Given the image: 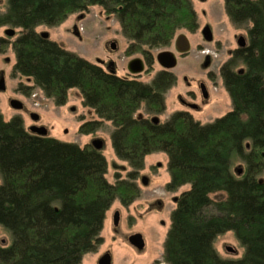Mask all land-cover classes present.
<instances>
[{"label": "trees", "instance_id": "trees-1", "mask_svg": "<svg viewBox=\"0 0 264 264\" xmlns=\"http://www.w3.org/2000/svg\"><path fill=\"white\" fill-rule=\"evenodd\" d=\"M223 4L247 39L220 67L231 110L207 123L177 110L155 124L149 115L165 109L164 93L176 81L172 72L159 70L150 82L120 76L114 65L104 68L35 28L59 25L98 5L118 20L125 53L141 54L150 71L153 49L170 44L181 29L197 28L191 0H6L0 26L19 34L12 41L0 36V53L11 45L12 77L33 82H19L16 90L29 96L38 87L59 106L69 89L78 88L82 104L98 117L81 123L79 132L92 133L110 121L114 151L131 170L110 182L101 150L31 133L20 115L5 120L0 112V226L10 233L9 242L0 243V264H80L101 242L112 203L129 205L137 198V174L145 156L157 151L168 158L166 188L189 185L170 214L164 261L264 264V0ZM236 160L241 174L232 168ZM227 231L244 247L241 257L216 250L215 239Z\"/></svg>", "mask_w": 264, "mask_h": 264}, {"label": "rangeland", "instance_id": "rangeland-1", "mask_svg": "<svg viewBox=\"0 0 264 264\" xmlns=\"http://www.w3.org/2000/svg\"><path fill=\"white\" fill-rule=\"evenodd\" d=\"M191 2L197 13L199 26L211 27L213 39L206 40L199 30L191 33L185 29L179 30L185 32L189 37L191 49L186 56L179 58L177 66L171 70L176 75V83L165 95L163 113H157L161 121L168 118L174 111L183 109L177 99L178 94L186 90L181 75H187L190 80H195L193 77L207 79L206 76L208 73L210 74L207 81L211 90L208 104H205L199 111L188 109L195 119L207 123L224 115L232 107L230 97L223 86L220 67L237 48L236 35H245V29L231 23L226 15L223 0H191ZM5 9L6 0H0V12H4ZM6 28H10V26H0V36L12 41L19 34V29H15V35L8 36L5 34ZM35 30L37 32L47 31L51 40L90 61H97L96 59L106 62L114 61L119 75L127 73L126 65L131 58L142 57L139 53L132 55L125 53L127 41L121 34L118 20L114 15L105 13L98 5H91L86 10L70 14L59 25H39ZM110 41L116 42V49H110ZM159 50L160 47L153 49V56ZM206 53L211 56V60L207 63L204 61ZM14 62L15 55L9 45L5 52L0 53V72L4 73L6 85L5 90H0V112L3 118L9 120L15 115H20L26 129L32 124L44 125L48 129V135L60 141L77 143L80 146L90 144L94 138H100L103 141L101 152L107 161L106 178L113 182L116 173L125 177L131 167L114 151L111 140L112 123L104 120L102 126L92 133L79 132L81 123L98 118L91 108L82 104L80 90L76 87L69 89L66 102L59 106L55 105L51 98L46 97L38 87H35L29 96H25L16 90L18 83L32 85L33 82L30 77H12L11 70ZM147 68L148 66L145 65V70L139 74L138 79L149 81L157 71L162 69L156 61L152 64L150 71ZM11 98L21 100L24 108L15 110L10 107L9 100ZM71 107H74V110H71ZM30 112L38 113L40 120L33 121L29 116ZM139 113L147 115L143 109H139ZM167 161V155L163 151L145 156L144 165L136 177V183H138L141 192L140 198L129 206L121 204L118 200L112 203L106 212L100 232L101 242L97 245L96 250L83 255L80 264H98L99 257L106 252H109L112 257L111 264H168L163 259V244L170 226L171 211L176 206L172 197L180 194L189 185L186 184L176 190L168 191L166 183L170 180V176ZM232 168L233 170L242 168V163L236 160ZM140 174L148 175L147 185L144 186L140 183L138 179ZM261 177L264 178V174ZM151 194L154 197L160 196L164 200L165 207L162 211L146 212L145 203ZM115 209L121 211L117 226L112 222V214ZM133 231H140L145 237L147 247L143 253H137L126 240V237ZM9 240L10 233L0 226V243L7 244ZM214 246L219 254L227 258L241 257L244 251V247L239 243L233 231L219 234L214 241ZM228 246L235 251H228L226 249Z\"/></svg>", "mask_w": 264, "mask_h": 264}, {"label": "flooded vegetation", "instance_id": "flooded-vegetation-1", "mask_svg": "<svg viewBox=\"0 0 264 264\" xmlns=\"http://www.w3.org/2000/svg\"><path fill=\"white\" fill-rule=\"evenodd\" d=\"M205 27V26H204ZM204 27H200L199 26V24H198V26H197V28L195 29V30H193V31H190V30H186L185 29V31H187V32H195V31H200V33L205 37V39L207 40V39H209L208 37H210V40H212L213 39V32H212V29H211V27L209 28L210 29V32H208V31H205V33L203 32V29H204ZM182 30V29H181ZM180 33H184L186 36H187V34L185 33V32H182V31H178L176 34H175V36L173 37V39L171 40V42H170V44H168V45H166V46H162V47H160V50L158 51V53L160 52V51H170V52H173L174 53V55H175V57H176V64H175V66L174 67H172V68H164V67H162L161 65H160V67L162 68V69H160V70H166V71H170V72H172L171 70L173 69V68H175L176 66H177V64H178V60H179V58L180 57H184V56H186L187 54H188V52H189V50L191 49V42H190V40H189V37L187 36V38H188V40H189V43H190V49L187 51V52H177L176 51V49H175V45H174V41H175V37L178 35V34H180ZM111 42H115V41H110V43H109V47H110V44H111ZM247 43V42H246ZM115 44H116V42H115ZM110 49H111V47H110ZM116 49V48H115ZM112 50H114V49H112ZM156 55H157V53H156ZM156 55H154L153 56V63L156 61ZM205 57H204V61L207 63L208 61H210L211 60V56H210V54H208V53H206L205 55H204ZM142 59H143V61H144V63H145V65H147L146 64V62H145V60H144V58L143 57H141ZM97 60V62L98 63H100L104 68H106V66L107 65H110V64H112V65H114V69H115V71H116V64H115V62L114 61H109V62H106V61H103V60H98V59H96ZM203 61V62H204ZM157 62V61H156ZM152 63V64H153ZM158 63V62H157ZM159 64V63H158ZM126 69H127V65H126ZM145 70V69H144ZM143 70V71H144ZM142 71V72H143ZM141 72V73H142ZM158 72V71H157ZM156 72V73H157ZM116 73H117V71H116ZM141 73H136V74H133V73H130L129 71H128V69H127V73L126 74H123V75H120V76H127V77H129V78H135V79H138L139 77V74H141ZM155 73V74H156ZM173 73V72H172ZM118 74V73H117ZM154 74V75H155ZM174 75H175V73H173ZM119 75V74H118ZM154 75L150 78V80L154 77ZM210 74L208 73V76H209ZM208 76H206L207 77V79H203V78H198V77H193V78H195V80L193 79V80H190L188 77H187V75H181V80H182V82L184 83V85H185V87H186V90L183 92V93H180V94H178V96H177V99H179V102L182 104V106H183V109H182V111H187V112H189V110L188 109H190V110H192V111H199V110H201L202 108H203V106L205 105V104H208V102H209V100H210V92H211V90H210V86L208 85V83H207V81H208ZM175 77H176V75H175ZM222 79V78H221ZM138 80H141V79H138ZM150 80L149 81H144V82H150ZM142 81V80H141ZM195 81V82H194ZM175 83H176V81H175ZM175 83L170 87V88H172L174 85H175ZM169 88V89H170ZM168 89V90H169ZM167 90V91H168ZM167 91L164 93V104H165V95H166V93H167ZM186 108V109H185ZM164 111V110H163ZM177 111V110H176ZM161 113H163V112H161ZM190 113V112H189ZM140 114V113H139ZM191 115H192V113H190ZM154 115H157V114H151L150 115V121H151V117L152 116H154ZM158 116V115H157ZM159 117V116H158ZM39 120H40V118H39ZM38 120V121H39ZM37 122V121H36ZM159 122H161V120H160V118H159ZM158 122V123H159ZM154 123V122H153ZM155 124H157V123H155ZM33 125V124H32ZM37 125V124H36ZM31 125H29L28 127H30ZM138 179L140 180V183H142L144 186L145 185H147L148 184V180H149V177H148V175H145V174H140L139 176H138ZM144 179L146 180V183H144ZM135 181H136V179H135ZM137 185H138V183H137ZM138 187H139V185H138ZM139 190H140V188H139ZM168 191H170V190H168ZM140 195H141V192H139V195L137 196V198L135 199V200H138L139 198H140ZM154 196L151 194V196H149L148 198H147V201H146V203H145V207L147 206V208H146V212H150V211H162L163 209H164V207H165V202H164V200L162 199V197H160V196H157V197H154ZM172 199L174 200V201H176V199H177V196H174V197H172ZM135 200L133 201V202H135ZM132 202V203H133ZM130 205V204H129ZM129 205H125V206H129ZM116 210H118L119 211V220H118V223L117 224H115L114 223V214H115V211ZM120 217H121V211L119 210V209H115L114 210V212H113V214H112V222H113V224L115 225V226H117L118 224H119V221H120ZM135 233H140L141 235H142V239H143V242H144V246H143V248H141V249H139L137 246H135L134 244H132L131 242H130V240H129V236H131L132 234H135ZM126 240H127V242H128V244L131 246V248L132 249H134L137 253H143L144 251H145V249H146V247H147V242L145 241V237L143 236V234L140 232V231H133V232H131L127 237H126ZM109 253V252H108ZM110 254V253H109ZM103 255V254H102ZM111 256V255H110ZM111 262H112V257H111ZM111 264V263H110Z\"/></svg>", "mask_w": 264, "mask_h": 264}, {"label": "water", "instance_id": "water-1", "mask_svg": "<svg viewBox=\"0 0 264 264\" xmlns=\"http://www.w3.org/2000/svg\"><path fill=\"white\" fill-rule=\"evenodd\" d=\"M203 1V0H201ZM205 31L210 32L209 27L205 26L203 29V32ZM42 36L44 37H49V33L47 31H40L39 32ZM5 34L8 36H13L15 35V28L10 27L5 29ZM210 39V37H208ZM247 39L245 35L243 34H238L236 35V43L237 47H242L246 45ZM175 49L177 52H187L190 49V43L187 38V36L184 33H180L175 37L174 41ZM111 49L116 48L115 42H111L110 44ZM156 61L159 63L164 68H172L176 64V57L173 52L170 51H160L156 55ZM127 69L130 73L136 74V73H141L145 69V63L143 59L140 56H136L131 58L128 63H127ZM6 85L4 81V73L0 72V90H5ZM9 105L15 110H21L24 108V104L21 100L16 99V98H11L9 100ZM71 110H74V107H71ZM30 118L33 121H38L40 116L36 112H30L29 113ZM151 121L154 123L159 122V117L157 115H154L151 117ZM28 130L31 133L37 134V135H42L46 136L48 135V129L44 125H36L33 124L30 127H28ZM95 149L101 150L103 147V141L100 138H94L92 142L90 143ZM248 146V144H247ZM242 168H237L236 171L238 174L242 173ZM144 183H146V180L144 179ZM119 220V211L116 210L114 214V223L117 224ZM129 240L132 244L137 246L139 249L143 248L144 242L142 239V235L140 233H135L129 236ZM228 251L234 252L235 249L232 247L228 246L226 247ZM98 264H110L111 263V256L108 252L104 253L101 255L97 261Z\"/></svg>", "mask_w": 264, "mask_h": 264}]
</instances>
